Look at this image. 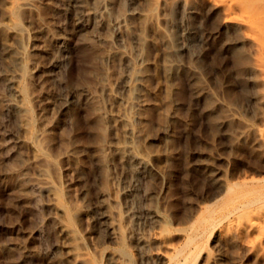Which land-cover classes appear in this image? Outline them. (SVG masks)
<instances>
[{
  "label": "rangeland",
  "instance_id": "1",
  "mask_svg": "<svg viewBox=\"0 0 264 264\" xmlns=\"http://www.w3.org/2000/svg\"><path fill=\"white\" fill-rule=\"evenodd\" d=\"M10 1L0 0L1 45L12 40ZM258 1L264 9V0ZM161 2L140 0L151 10L143 22L152 37L145 53L153 60L147 67L145 96L151 98L143 110L146 137L140 144L159 155L152 158V170L143 179L146 191L139 194L132 221L125 212L127 198L118 193L114 178L124 166L118 156L109 162L112 165L105 164L97 149L115 133L99 113L100 99L92 95L106 65L100 59L102 46L91 30H80L83 34L74 30L71 13L67 12L70 17L46 2L36 11L41 18L33 12L20 20L29 42L37 46L45 42L47 52L36 51L38 65L31 69L28 64L31 75L23 78L27 122L13 110H4L9 90L0 79V264H72L62 221L74 229L77 239L72 245L85 254L84 264H110L115 256L119 264H264V74L248 69L260 51L248 39L232 43L243 31L224 24L221 6L210 0H187L193 7L185 23L194 30L191 37L199 49L181 52L183 65L167 79L160 68L156 6ZM37 20L50 34L69 30L66 51L61 54L50 35L45 33L44 39ZM26 46L33 50L30 43ZM2 48L0 70L10 62ZM55 59L63 61L61 68L52 67ZM115 78L111 71V81ZM73 92L76 100L68 110L65 100ZM164 124L167 134L162 132ZM45 128L47 137H33ZM74 146V156L64 154ZM39 167L47 168L55 183L53 194L65 213L48 204L49 195L30 187L27 174ZM24 170L26 175L21 174ZM96 200L121 212L114 237L100 230L84 207ZM234 225L242 230L232 233Z\"/></svg>",
  "mask_w": 264,
  "mask_h": 264
},
{
  "label": "bare ground",
  "instance_id": "2",
  "mask_svg": "<svg viewBox=\"0 0 264 264\" xmlns=\"http://www.w3.org/2000/svg\"><path fill=\"white\" fill-rule=\"evenodd\" d=\"M121 1L122 2H118L123 3V5L116 4L115 0H94L93 2H90L89 0L88 2L87 0H11V8L8 11V16L11 20V24L9 25V33L12 37V40L4 41V46L0 43V46L6 49L10 62L7 67L0 70V79L9 90V96L5 98L6 104L4 110H9V112L10 110H13L17 114H19L17 118H19L20 116V119L24 121V123L27 122L29 120V116L27 113V97L24 91L23 78L28 73L30 74L32 72L31 69H36L38 65L35 58L38 54L36 53V51L39 50L43 52V50L46 49L47 44L45 46L44 42L42 46H37L38 44H36L34 41L29 42L30 40L28 37V32L26 28L21 24L22 22H20V20L25 17L28 19V15H24H26L27 13L36 12L39 4L41 5L46 2L47 6L49 4L50 7L53 6L55 7V9L57 8L59 10H62L63 12H66L67 15L68 13H71V19H73L74 23V30H91L95 40L102 46V49L100 51V59L105 62L106 65L103 67V71L99 76L96 90H94L93 94L90 92L88 95L90 96L91 94H95V98L100 99L97 101L99 104H101L99 113L100 115H102V118L104 117L106 119L107 124L109 125L108 127L115 130L114 136L111 139L97 145V149L99 151L97 152L99 154V158L102 157V161L104 160V163L107 165L109 164V162H111L114 156H118V158L121 160V163L124 166V168H121L124 169V172H120V174H118L119 172L116 173L114 178L118 193L127 198V201L125 203V212L130 218V221H132L139 205V194L142 190L144 193L145 188L143 179L147 171H149V169L152 170V168H150L152 158L158 156L159 154L156 151L148 150L142 147V144H140V141L143 139L145 140L146 137L143 132L144 128L142 129V124H145L143 122H146L144 116L145 112L143 110L147 111V109L144 108L146 107V105H149L148 99L151 98H148L149 96H145V92L147 93V85L149 84L146 83V78L148 76L147 73L149 72H147V67L150 66V63H152V59L150 60V58L145 53V46L151 41L152 37L149 35V33L147 34L143 19L147 17L151 10L143 7L144 5L140 3V0ZM210 1L215 5L221 6L225 11V25H233L243 31L242 35H239L240 37L232 39L233 44L242 43L243 40L248 39L256 45V47L260 51V57H258L259 59L258 61H256L257 64L255 62L254 65L250 66L248 69L249 71L259 70V72H262L264 74V9H262V7L260 8L259 1ZM191 6L188 4L187 0H162L160 6H156V9H159L158 11H160L159 17L157 18L159 19L157 20L160 32L159 36H161L160 68L162 70L163 76H165L167 79L173 74L174 71L177 72V69L183 65V59L181 60L180 58L181 52L185 50H192L193 53H195V50H197L198 48L194 47L195 42L192 39L193 37H191V31L193 29L190 30L188 25H186L187 22L185 23L186 14L191 9ZM50 10L49 12H51ZM37 13L38 12H36V14ZM21 16L22 18L20 19ZM37 21H39L38 29L42 33H44V36L46 34L50 35L52 39L58 44L57 45L55 43L59 48L58 51H61V54L62 51H66V48H68L67 46L69 39L72 36L69 30L67 32L61 29L62 32L60 31L59 33H56L55 31V33L53 32L52 34H50L47 26L44 23L40 22V20ZM71 32L73 33V31ZM86 32L85 35L87 34ZM80 34L83 33H81L80 31ZM46 36L44 37V39L46 38ZM87 36V38L89 39V34ZM50 38H48L47 40L49 41ZM27 43H30V45H32V51H29L27 49ZM50 43L54 44V42ZM58 48H56V50ZM45 51L47 52V50ZM199 51L200 50H198V52ZM48 52L50 51L48 50ZM61 62L63 61L55 59L52 61L51 65L53 68L58 67L63 64ZM28 64L30 65L31 69H29ZM190 66L193 69L192 71H194L195 67H193L192 65ZM59 68L61 67H58V69ZM187 69L189 68L187 67ZM110 70L113 71L114 75L116 76L114 81H111L110 79ZM148 70L150 69L148 68ZM54 73L52 74L53 77L55 76ZM33 75L34 74H32V76ZM172 77L174 78V76ZM165 87L166 90H169V84H166ZM86 91H82V94H86ZM80 94H77V96H80ZM85 97L86 95L84 96V98ZM92 98H94V96ZM74 99L75 92H73V94L65 100L66 109H68L69 105L74 101ZM169 109L170 108L168 107L167 103V113L171 115ZM4 115L5 111L3 113V116ZM21 120L19 121L22 124L23 122H21ZM166 124L161 127L164 134H167L168 131L167 125L169 126V124ZM55 126L54 129L56 128ZM46 131V128L41 132L37 131L33 134V137L42 136L44 139V136H46ZM50 134H52V132ZM165 137L167 138L166 135ZM149 143L150 142L148 141V144ZM81 149L83 150V148ZM64 154L67 156H74L76 154V147L74 146L73 148L67 150ZM157 160H159V158ZM109 165H112V163ZM117 169L118 168H116V170ZM23 172L21 174L26 175L25 170ZM27 178L30 187L34 189H32L33 191H37L38 193H45L47 196L49 195L48 204L52 206L56 212H66L65 208L60 205L59 201L55 197L56 194L54 193L55 196L53 194L55 183L51 178L47 168L39 167L35 172L28 173ZM80 191L82 194H84L85 189L83 186ZM37 197L38 196L35 195L32 197L35 202H37ZM142 203L143 202H141V204ZM84 207H86V209L91 212L93 222L102 227V229L100 230L104 229L103 231H106V233L108 232L107 234L113 237L116 233H118V221L121 217V212L118 209L112 208L104 200H100L95 204L86 203ZM52 218L55 219L56 216L54 215L52 216ZM257 227H259V225ZM61 228L63 234L70 240L68 248L71 256H73L74 258L72 264H84L86 261L85 254L77 252L76 248L72 245V242L77 239L74 229L68 221H62ZM241 230L242 227L234 225L231 231L232 233H235ZM115 257L110 261V264L118 262V258Z\"/></svg>",
  "mask_w": 264,
  "mask_h": 264
}]
</instances>
